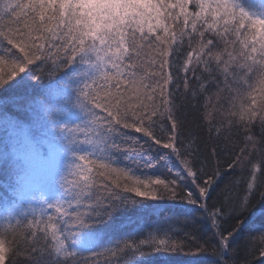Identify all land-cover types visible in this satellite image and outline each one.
Instances as JSON below:
<instances>
[{
  "label": "snow or ice",
  "instance_id": "obj_1",
  "mask_svg": "<svg viewBox=\"0 0 264 264\" xmlns=\"http://www.w3.org/2000/svg\"><path fill=\"white\" fill-rule=\"evenodd\" d=\"M0 174V264H264V0H0Z\"/></svg>",
  "mask_w": 264,
  "mask_h": 264
},
{
  "label": "trees",
  "instance_id": "obj_2",
  "mask_svg": "<svg viewBox=\"0 0 264 264\" xmlns=\"http://www.w3.org/2000/svg\"><path fill=\"white\" fill-rule=\"evenodd\" d=\"M195 114L189 112L187 115V121L191 124L194 121ZM257 135L259 134V129H256ZM228 154L225 153V158H227ZM223 164V160L221 161ZM230 174L225 176L218 182V187H216L215 192L213 193V199L217 197L224 198L229 197L233 200H236L240 196L244 194L245 183L244 181L247 178L246 173L237 172L235 174L231 173L230 169H226ZM233 175L237 178L238 182L236 184H232L231 180ZM3 176L0 174V183H3ZM261 209H264V201H260L257 196L252 201V208L250 210V216L253 220L256 221L257 226L259 225V219L261 217ZM198 215V214H197ZM188 232H193L195 235L201 237V242L205 239H209L211 236V231L207 228V226L201 222H197L193 225H189L186 229ZM178 238L185 240L186 243L192 245L194 241L190 237H185L183 232L178 233ZM175 258L176 264H184L185 261L192 259V257L186 256L183 253H171L169 254ZM242 255V254H241ZM20 264H23V257L18 258ZM148 258H143L136 256L132 259V264H141V261L146 260ZM201 264H213V261L216 259L212 254L211 250L208 253H204L199 257Z\"/></svg>",
  "mask_w": 264,
  "mask_h": 264
}]
</instances>
